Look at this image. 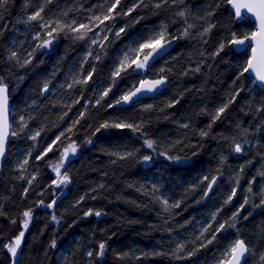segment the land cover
<instances>
[{"label":"trees","instance_id":"trees-1","mask_svg":"<svg viewBox=\"0 0 264 264\" xmlns=\"http://www.w3.org/2000/svg\"><path fill=\"white\" fill-rule=\"evenodd\" d=\"M41 2L8 0L6 6L0 8V76H4L9 84L10 100L17 110V118L21 115L26 119L34 117L29 121V129L33 132L41 127L44 129L37 141L27 139L25 135L11 139L7 159L0 169V264H11L10 254L3 245L20 231L14 227L22 219V213L29 209L32 219L18 264H89L90 261L93 264H216L225 244L237 236L254 243L257 256L250 258V264H259L258 255L264 253V207L253 205L259 203L260 189L264 187V177L258 175L264 171V112L257 111L258 107L264 106V91L246 78L233 84L236 66L241 62L237 51L226 48L218 57L209 55L228 37L229 29L246 30L250 22L232 21L229 6L224 5L212 18L217 27L205 38L208 41L205 44L196 34L206 25L199 17L212 0H184L183 4H169L158 10L151 6L137 9L130 16L113 22V31H116L133 18L143 17L139 23L128 27L119 39L110 37L106 54L101 61L95 62L96 73L92 81L87 86L68 89L61 86L70 83L71 77L80 71L88 50L87 40H74L71 34L61 33L50 48L36 52L32 64L21 68L15 61L8 60L12 51L26 55L36 43L33 25L22 21ZM133 2L122 0L121 7H128ZM100 3L102 0H54L48 6L50 11L46 9V18H54L61 10L72 8L69 19L80 20L90 15ZM185 8L191 13L187 23L195 25L191 30L195 38L175 41L169 53L153 63L147 73L129 70L101 105L93 107L97 94L108 86L114 63L125 48L140 36L158 29L161 23L168 24L169 31L178 35L186 25L175 13ZM201 52L205 55L201 56ZM91 63L90 60L89 64H84L85 72ZM197 65L201 70L192 71ZM162 67L169 84L161 94L128 107L106 108L139 79L153 78ZM45 82L50 86L46 96L41 92ZM240 87L245 90L224 116L212 124L208 136H199L201 130L208 129L210 114ZM81 96L83 99L75 104ZM175 101L178 103L168 107ZM65 105H72L71 111ZM85 105V117L72 133L67 134L71 139L62 138L61 141L65 145L75 141L82 150L65 166L71 182L57 188L52 185L55 178L50 166L62 148L58 144L43 160L35 157L79 117ZM146 105L153 107L145 111ZM116 116L145 121L143 131L158 142V152L169 149V154L186 159L177 164L159 156L158 152L151 153L143 147V136L127 129L102 130L91 136L98 123ZM184 124L189 127L183 128ZM244 129H248L247 139L251 143L245 146L243 154H236L231 144L234 139L242 142ZM89 138L93 140L92 144L85 143ZM125 149L138 151L136 156L126 160L109 154ZM28 152L32 156L25 171L17 165L16 157H27ZM147 154L154 155L151 165H144L139 160ZM249 160L251 164H248ZM242 166L244 172L240 174L237 195L231 204L225 205ZM204 175L219 177L206 200L202 198L207 183H201ZM32 176L36 179L29 186ZM253 178L255 183H252ZM101 184L103 188L99 187ZM152 184L159 190L153 193ZM249 185L254 194L247 192ZM141 186L143 190H138ZM161 195L169 203L179 202L180 206L164 212L154 199ZM81 196L83 201L74 207ZM245 197L250 198V203L241 212V217L251 213L248 219H239L236 229L219 234L216 241L196 255L184 259H175L171 255H144L170 253L179 243H185L187 249L199 245L201 241L197 240L195 245L191 241L202 228L212 223V214L219 210L216 221L222 222L231 217ZM54 199L55 207L47 208ZM89 209L100 211L102 215L86 216ZM53 214L58 222L52 220ZM53 240L56 241L55 248L51 247ZM99 242L106 243L103 258L95 256ZM89 250L94 252L91 258L86 255ZM122 253L132 255L121 259L118 254Z\"/></svg>","mask_w":264,"mask_h":264},{"label":"snow or ice","instance_id":"snow-or-ice-1","mask_svg":"<svg viewBox=\"0 0 264 264\" xmlns=\"http://www.w3.org/2000/svg\"><path fill=\"white\" fill-rule=\"evenodd\" d=\"M8 0H0V8L6 6ZM54 0H42L39 6L22 21L27 25H33L34 36L33 39L36 43L32 46L30 51L26 52V55H21L18 51H12L8 56V60L15 61V63L24 68L32 64L35 59V54L41 49L50 48L53 42L58 39L61 33L65 35L71 34L74 40H87L89 42L88 50L86 55L83 57V61L80 64V71L71 77V82L61 87H67L68 89H73L77 86H87L90 81H92L94 74L96 73V63L103 59V55L106 54L107 46L110 44V37L113 39H119L122 34L126 33L128 27L132 24L139 23L143 17H135L131 22L126 25L121 26L118 30L113 31L114 21L117 18H123L130 16L133 12L140 8H148L151 6L154 10L163 9L165 6L183 4L184 0H155V2H150V0H134V2L128 7H121L122 0H102L98 6L91 10V14L86 18H81L77 20L76 18L69 19L70 13L73 12L72 8L66 10H61L59 14L55 15L54 18H46L48 6L51 5ZM224 5L229 6V15L232 21L240 22H250V27L242 31H233L229 29L228 37L219 42L214 51L209 53L213 58L218 57L225 51L226 48H232L237 51V55L241 57V62L236 66V75L233 80L235 85L237 81L242 78L249 80L252 85H258L262 90H264V0H212V2L203 10V15L199 19L206 21V25L202 26V30L196 35L205 44L208 43L206 37L217 27V23L213 22V17ZM50 11V9H48ZM175 15L181 17L185 22V27L180 30L179 34H173L169 31L168 24L161 23L158 29H153L145 35L140 36V38L129 45L121 53L120 57L115 61L114 66L108 77L109 84L101 92L97 94V99L93 104V107L101 105V102L109 96L113 88L117 86L119 80L123 79L129 70L139 73H147L152 63L163 54L167 52L169 47L177 40L186 38H195L193 36L192 29L195 28L194 24L187 23L188 17L191 13L187 8L177 11ZM231 22V21H230ZM92 34V35H89ZM98 49V51H94ZM201 56L205 54L200 53ZM90 64L89 70L84 71V64ZM200 66L197 65L192 71L199 72ZM165 69L162 67L159 73L153 78H142L139 79L135 84H133L129 89L124 91L114 102H109L106 108H116L118 106L132 104L134 101L138 102L139 97L148 93L158 92L162 86L167 84V76L164 75ZM243 87H240L237 91L230 94V98L222 106L218 107L213 113H211V123L208 125L207 130H201L199 136L207 137L209 131L211 130L212 124L220 120L222 116L228 111L230 105L235 102L236 97L240 95V92L244 91ZM42 93L49 92V82H45L41 88ZM10 89L9 84L5 82V77L0 76V161H3L8 153L10 140L13 138L21 137L25 135L27 139L32 141H37L41 136L43 127L36 131H31L29 129V121L34 119V117L29 116L27 119L25 116L21 115L17 118L16 108L10 103ZM80 98L74 101L75 104L80 103ZM35 103V101L33 102ZM91 103V101H89ZM174 103L178 101L170 102L168 107H172ZM68 111H71L72 105H65ZM152 105L144 106L145 111L152 109ZM87 111V106L85 105V110L79 113V117L72 122V124L67 127L64 131H61L54 140H52L46 147L41 151L37 152L35 157L36 160H43L49 152H52L54 147L62 148L60 152L59 162L52 165V170L55 173V179L52 181V185L59 188L61 186L66 187L70 182L71 178L68 175L67 170L64 168L65 163L68 161L69 156H75L78 150V145L75 141L68 144L61 143L63 140H70L71 137L68 133H72L76 125H78L85 117ZM258 112H264V106L257 108ZM67 115V112L64 113ZM146 126V122L143 120H133L131 118H121L116 116L114 118H109L98 123L97 126L92 130L91 136H96L97 133L103 131H108L111 129L117 130H130L133 133H138L143 136V147L150 150L151 153L158 152V142L149 138L147 133L143 131ZM183 128H188V124L182 125ZM248 129L243 130V140L242 142H237L235 139L232 141L231 149L236 154H243L245 152V146L249 145L251 142L247 139ZM87 144H92L93 140L89 138L85 141ZM136 149L133 150H123L109 153L110 155L116 156L120 160H126L130 157H134L137 154ZM170 150L165 149L164 151L158 152L159 156L165 157L168 161L173 163H181L184 157H180L175 154H169ZM193 155H196L193 152ZM32 153L28 152L27 157L19 165L20 169L25 170V166L28 165L29 159ZM139 160L144 165H151L154 160V155L147 154L139 157ZM115 163V161H113ZM252 161L249 160L248 164ZM63 170V171H62ZM244 172V167L239 169V174L234 178L235 186L232 188L227 199L224 201L225 205L231 204L233 199L237 195V189L239 187V182L241 175ZM222 175V173H221ZM258 175L264 177V171L258 172ZM217 175H204L201 178V183L207 182L204 190V196L206 198L210 192L213 190V186L216 185L218 180ZM36 177L32 176L29 180V186ZM252 183H255V178H253ZM99 187L103 188L104 185L101 184ZM143 190V186L141 189ZM158 186L156 184L151 185V191L154 193L158 191ZM95 191V189H93ZM247 192L253 193L251 185L247 188ZM24 194H27V189H25ZM260 201L258 204H254L253 207L259 208L264 207V187L260 189ZM95 198V197H93ZM84 197L81 196L77 201V206ZM154 199L161 204L162 210L164 212H170L174 208L180 206L179 202L169 203V200L163 195L154 196ZM41 205L44 204L43 201L39 202ZM250 198L245 197L243 202L240 204L239 208L231 215V217L224 219L222 222H217L216 217L219 215V210L212 214V223H209L207 227L202 228L200 234L191 241L195 245L196 241H201V243L191 249H187L185 243H179L174 251L170 253L163 252H152L144 253V255H171L175 259L190 258L196 255L200 249L207 247L217 240V236L221 233L227 232L229 229H236L239 219H248L251 213H248L241 217V212L244 211L245 206L249 205ZM56 205V200H52L46 205L47 208H54ZM86 216L95 215L97 217L101 216L100 211H93L89 209L85 212ZM22 230L16 235L11 241L3 245L11 257V264H18V259L22 255V243L25 236V232L28 229L29 223L32 219V210H26L22 213ZM52 220L57 221L55 214L52 215ZM58 222V221H57ZM15 223V221H13ZM215 224V227H213ZM207 234V235H206ZM51 247H56V241L51 242ZM187 249V250H186ZM106 252V243L99 242L98 248L95 251V256L97 258H103ZM87 257L91 258L94 256L92 250L87 251ZM120 255L121 259L132 255L131 253H122ZM257 256V251L255 245L252 241H246L244 238L237 236L235 239L229 240L223 251L220 253L219 257L216 259V264H250V258ZM259 264H264V253L258 255ZM89 264H93L92 261Z\"/></svg>","mask_w":264,"mask_h":264},{"label":"water","instance_id":"water-1","mask_svg":"<svg viewBox=\"0 0 264 264\" xmlns=\"http://www.w3.org/2000/svg\"><path fill=\"white\" fill-rule=\"evenodd\" d=\"M237 22L240 23V21H237ZM171 47H172V45L169 47V49L167 50V52H166L165 54H163L161 57L157 58V59L155 60V62H156L157 60L163 58L164 56H166V55L169 53V51L171 50ZM155 62H154V63H155ZM152 64H153V63H152ZM168 84H169V80L167 79V84L164 85V86H162L161 89H160L158 92H156V93H148V94H144V95H142L141 97H139L138 102H140V101H142V100L152 99V98L156 97L157 95L161 94V93H162V92L168 87ZM257 87H258L260 90H262L258 85H257ZM9 89H10V88H9ZM49 90H50V86H49ZM262 91H264V90H262ZM47 94H48V92H47V93H44V96H46ZM138 102H135V101H134L132 104H134V103H138ZM10 103H11V100H10ZM11 104H12V103H11ZM132 104L123 105V106H118L117 108L128 107V106H130V105H132ZM10 142H11V140H10ZM9 145H10V144H9ZM7 156H8V153L6 154L5 159H4L3 161H0V169L2 168L4 162L6 161ZM214 186H215V185H214ZM214 186H213V188H214ZM210 193H211V192H210ZM210 193L208 194V196L210 195ZM208 196L205 198V200L208 198Z\"/></svg>","mask_w":264,"mask_h":264},{"label":"rangeland","instance_id":"rangeland-1","mask_svg":"<svg viewBox=\"0 0 264 264\" xmlns=\"http://www.w3.org/2000/svg\"><path fill=\"white\" fill-rule=\"evenodd\" d=\"M62 150H63V149H61L60 152H62ZM81 150H82V147L78 146V150H77L76 155H75V156H72V155L69 156V159H68V161L65 163L64 168H65L66 164H67L72 158L76 157V156L81 152ZM25 158H26V157H24V155H21L20 157H16V163H17V165H20V164L23 162V160H24ZM59 158H60V153H59V156L57 157L56 161H54V162L52 163V165L57 164V163L59 162ZM52 165L50 166V172L53 174V176H54V178H55V173H54L53 170H52ZM62 171H63V170H62ZM22 219H23V217H22ZM22 219H21L20 222L14 227V230H17V229H19L20 231L22 230ZM30 222H31V221H30ZM29 225H30V223H29ZM28 228H29V226H28ZM27 230H28V229H27ZM27 230H26V232H25V235H26V233H27ZM20 231H19V232H20ZM19 232H18V233H19ZM18 233H17L16 235H18ZM24 238H25V236H24ZM12 239H13V238H12ZM12 239H10L9 241H11ZM23 241H24V239H23ZM22 245H23V243H22Z\"/></svg>","mask_w":264,"mask_h":264}]
</instances>
